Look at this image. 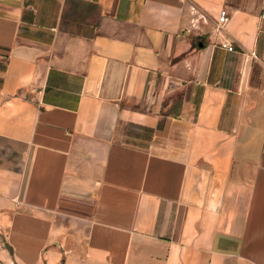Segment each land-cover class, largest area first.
<instances>
[{
  "label": "crops",
  "instance_id": "obj_1",
  "mask_svg": "<svg viewBox=\"0 0 264 264\" xmlns=\"http://www.w3.org/2000/svg\"><path fill=\"white\" fill-rule=\"evenodd\" d=\"M0 264H264V0H0Z\"/></svg>",
  "mask_w": 264,
  "mask_h": 264
},
{
  "label": "built area",
  "instance_id": "obj_2",
  "mask_svg": "<svg viewBox=\"0 0 264 264\" xmlns=\"http://www.w3.org/2000/svg\"><path fill=\"white\" fill-rule=\"evenodd\" d=\"M228 16H227V12L226 11H222L221 12V15H220V19H219V23L221 25H225L226 23H228ZM225 47L230 51V52H233L234 51V48L232 45H225Z\"/></svg>",
  "mask_w": 264,
  "mask_h": 264
},
{
  "label": "water",
  "instance_id": "obj_3",
  "mask_svg": "<svg viewBox=\"0 0 264 264\" xmlns=\"http://www.w3.org/2000/svg\"><path fill=\"white\" fill-rule=\"evenodd\" d=\"M203 45H204V44L202 43V41H200L199 46H200V47H203Z\"/></svg>",
  "mask_w": 264,
  "mask_h": 264
}]
</instances>
